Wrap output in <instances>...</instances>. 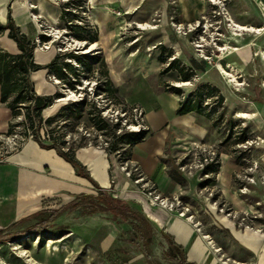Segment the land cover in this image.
<instances>
[{"label":"rangeland","instance_id":"obj_1","mask_svg":"<svg viewBox=\"0 0 264 264\" xmlns=\"http://www.w3.org/2000/svg\"><path fill=\"white\" fill-rule=\"evenodd\" d=\"M67 1L76 3L67 5L69 14L61 20L58 16L61 5ZM142 1L5 0L1 13H10L17 8L26 16L22 19V27L31 37L38 41L39 35L48 38L36 43L34 50L41 65L60 51L83 53L81 42L64 26L66 21L80 22L82 16L97 28V44L86 53L99 52L104 57L109 76L117 85L119 100L114 101L111 96L102 94L93 95L96 78L100 76L95 70L88 78H81V84L77 85L79 90L74 92L61 87L58 80L42 68L31 78L37 92L63 93L60 97L63 99H55L43 110L45 117L56 112L61 105L80 99L86 92L87 100L103 107V117L111 123L121 117L122 129L130 131L136 126L132 111L138 106L136 99L150 104L147 122L151 126L158 109L167 117L173 114L174 102L167 94L169 92L163 93L167 85L182 89L183 95H178V100L197 87H216L223 96L222 106L213 105V98L205 97L203 105H208L204 111L209 116L194 112L183 117L182 125L187 128L175 126L166 138L165 160L170 171L184 173L188 179L196 180L199 196L195 201L188 200L184 192L176 195L179 206L170 212L177 214L183 206L187 207L183 215L186 216L189 210L197 209L199 220L209 227L218 223L223 235H230L229 229H236L244 235L252 232L264 235V0H205V11L192 21L180 18L178 0H165L164 10L157 8L146 16ZM74 14L78 16H72ZM139 22H147L155 28L141 29ZM188 23L193 28L188 27ZM234 24L255 31L236 30ZM163 34H166L165 39ZM163 41L174 43L176 53L166 46L165 50L161 49ZM168 50L172 54L169 58ZM174 54L180 64L192 71L189 80L182 81L176 70L162 73L166 63L159 61L158 56L169 61ZM218 64L232 77L222 73ZM179 82L186 84L177 85ZM12 121L18 125L11 134H6L7 128L0 130V162L8 153L21 147L25 142L23 138H31V131L23 127L22 115ZM83 123L88 125L86 121ZM83 123L74 131L69 127L64 130L67 145L77 143L81 135L92 139L96 135L95 144L89 140L82 147H94L110 155L141 193V184L151 190L150 184H145L144 180L135 182L142 177L136 166L121 161L131 146L125 145L120 153L108 152L105 147L109 138L96 134L93 128L85 127ZM141 125L146 129L144 120ZM212 156L214 160L210 163L215 165L216 171L205 174L206 165L201 167V162L203 157ZM220 169L225 175L216 182V173ZM208 178L212 181L206 183ZM218 184L229 185L228 188L250 208L240 211L233 207L222 197ZM168 197L172 199L173 195ZM60 203L53 197L41 198L37 203L40 209L32 215L1 224L0 264L147 263L132 240L135 234L129 224L106 214H94L92 220L91 216L80 211L64 212L56 219H50L51 210L58 208ZM206 209L211 210V216L204 212ZM114 230L119 232L117 237L108 235ZM166 244L165 237L154 235L149 245L153 261L168 264L163 256ZM133 253H136L135 257Z\"/></svg>","mask_w":264,"mask_h":264},{"label":"crops","instance_id":"obj_2","mask_svg":"<svg viewBox=\"0 0 264 264\" xmlns=\"http://www.w3.org/2000/svg\"><path fill=\"white\" fill-rule=\"evenodd\" d=\"M3 1L5 0L0 1V21L5 23L10 14L20 30L29 35L22 27V19L26 16L21 15L17 8L2 15L1 7L5 4ZM143 2L145 16L154 9L164 10L166 7L165 0H144ZM178 5L180 18L183 21L195 20L206 9L205 0H178ZM6 34L7 31L0 36V47L10 53L18 52L16 43ZM165 38L166 34H163V39ZM162 45L173 49L175 53L177 51L172 42L167 41L166 44L163 41ZM174 57H177V54H174L172 58ZM34 59L36 63L42 64L37 60L35 51ZM35 91L37 92L36 89ZM167 94L174 102L173 114L167 117L158 109L156 114L153 112L151 126L147 122V115L151 109L147 107L150 104L142 99H136V105L142 109L148 133L144 140L131 146L128 162L136 166L143 178L161 195H178L184 192L188 200L196 201L198 196L196 180L188 179L184 173L180 175L171 172L165 160L168 145L166 138L170 129L175 126L187 128V125H182L181 120L194 112L176 115L175 111L180 101L178 95L170 92ZM10 117L9 110L0 103V130L8 127ZM75 156L100 188L110 191L114 197L120 198L139 210L153 227L155 235L167 234L181 246L187 261L195 264H264V235L253 232L244 235L236 229H229L230 235H223L218 223L215 224L212 220L215 226L209 227L199 220L197 209L189 210L186 216H180L151 205L134 185L133 180L116 165L110 155L94 147L86 146L78 148ZM224 175L223 169H220L216 173L215 181L220 182L219 178ZM183 182L186 183L185 186ZM218 186L222 197L226 198L233 207H237L240 211L250 208L243 203L236 192L228 188L229 185L218 184ZM95 193L94 185L87 178L78 175L72 165L59 156L54 149L42 148L32 138H27L20 148L8 153L0 162V227L3 223L19 221L32 215L40 209L37 203L41 198L58 199L61 201L60 207L68 203L74 195ZM204 212L211 216V210L206 209ZM90 216L92 219L93 215ZM108 235L117 237L119 232L114 230ZM133 255L135 257L136 253Z\"/></svg>","mask_w":264,"mask_h":264},{"label":"trees","instance_id":"obj_3","mask_svg":"<svg viewBox=\"0 0 264 264\" xmlns=\"http://www.w3.org/2000/svg\"><path fill=\"white\" fill-rule=\"evenodd\" d=\"M71 3H76V1H67L61 5L59 15L61 20H65L66 15L69 14L67 5ZM72 16L78 15L74 14ZM64 26L76 40L84 42L83 47H88L98 41L97 28L90 25L82 16H80V22L66 21ZM5 31H7V37L16 43L18 49V52L10 53L0 47V103L9 110L11 116L6 134H11L18 125V122L12 120L22 115L24 119L23 127L25 130L31 131V138L40 147L54 149L59 156L72 165L78 175L87 178L96 188L95 194L74 195L68 203L52 209L50 219H56L64 212L74 211H80V213L87 216L94 214L111 215L119 222L131 226V230L135 234L132 240L136 242L137 248L142 251L148 264H162L150 258L149 245L155 232L146 217L129 203L114 197L110 191L100 188L90 177L85 166L77 160L75 156L77 148L86 145L89 140H92V144H95L94 138H96V135L93 139L81 135L79 141L71 145H67L64 138V130L67 127L74 131L79 124L86 121L88 125L83 123V126L91 127L97 132L96 134H102L109 138L108 141L105 140L107 142L105 150L120 153L121 150L125 149V145L133 146L144 140L148 130H123L120 125L121 117L120 119L117 118L114 123L109 122L101 115L103 107L97 106L95 101L87 100L86 92L80 99L61 105L56 112L45 117L43 116V110L50 106L55 99L62 97L63 93L56 91L53 94H38L31 79L33 72L46 68L48 73L58 80L61 87L78 92L77 85L81 84V78H88L95 70L100 76L96 78L93 95L111 96L114 101H117L119 100L118 88L109 76L104 57L99 52L88 54L74 52L73 50L60 51L48 63L41 65L36 63L34 59L35 38L23 33L14 23L10 14H8L5 23L0 21V36ZM38 38L41 42L48 39L45 35H39ZM160 48L165 50L162 44ZM168 53L170 54L171 50H168ZM171 56L172 54L168 55L167 58ZM167 58H163L161 55L158 56L159 61L166 63L162 73L176 70L182 81L191 78L192 71L180 64L178 58L174 57L169 61H167ZM164 90L176 95H183L182 89L177 86L167 85ZM205 97H212L214 100L213 105L222 106L223 96L218 89L211 85H205L200 88L197 87L179 101L175 111L176 115L195 112L209 116V113L204 111V108L208 105H203ZM125 155L124 160L121 161L127 162L129 161V150L126 151ZM215 171L216 167L211 163L204 167L203 172L207 174ZM211 181L208 178L205 182L209 183ZM162 236L166 238L167 244L163 256L168 264H195L186 260L182 247L177 245L169 235L162 234Z\"/></svg>","mask_w":264,"mask_h":264},{"label":"built area","instance_id":"obj_4","mask_svg":"<svg viewBox=\"0 0 264 264\" xmlns=\"http://www.w3.org/2000/svg\"><path fill=\"white\" fill-rule=\"evenodd\" d=\"M187 26L193 28L191 23H188ZM35 41H36V43L39 42L38 40H35ZM132 111H133V117H134L133 124H135L136 126L131 127V130L137 131V130H140V129H144V126L141 125V122L143 121V112H142L141 107L134 106L132 108ZM124 124H125V122H124ZM25 139L26 138H23L24 141H25ZM213 160H214L213 156L212 157H203V160L201 162V167H204L205 165L211 164L210 162H213ZM138 180H144L145 184H150L148 181H146L143 178V176L140 177L139 179L135 180V182L137 183ZM140 186L143 189L142 193L144 194V196L146 197L147 201L151 205L164 208V209H166L168 211H171V210H173L175 208H178V206H179V198L176 195H173L172 199H169L168 196H163L159 192H157L152 184H150V189L151 190H146L144 188L143 184H141ZM186 210H187V207H183L182 206L181 210H179V212H177V214L180 215V216H183L185 214Z\"/></svg>","mask_w":264,"mask_h":264},{"label":"bare ground","instance_id":"obj_5","mask_svg":"<svg viewBox=\"0 0 264 264\" xmlns=\"http://www.w3.org/2000/svg\"><path fill=\"white\" fill-rule=\"evenodd\" d=\"M139 26H140V28L141 29H148V28H155V26H153V25H151V24H149V23H147V22H145V23H140V24H138ZM234 26L237 28L236 30H240V31H255L253 28H251V27H246V26H242V25H238V24H234ZM83 42H81V44H82ZM95 46H96V44L95 43H93V44H91L90 46H88V48L90 47V49H91V51H92V49H94L95 48ZM84 51H87V49L86 50H84ZM217 67L219 68V70H221V72L222 73H224L225 75H228V76H231V75H229V73L228 72H226V71H224L223 70V68H221V66L218 64L217 65ZM232 77V76H231ZM177 85H184V84H186V83H181V82H179V83H176ZM58 100H61V99H58ZM240 116H245V114H241ZM189 219V218H188ZM191 220V219H190ZM189 220V221H190ZM206 237V236H205Z\"/></svg>","mask_w":264,"mask_h":264},{"label":"water","instance_id":"obj_6","mask_svg":"<svg viewBox=\"0 0 264 264\" xmlns=\"http://www.w3.org/2000/svg\"><path fill=\"white\" fill-rule=\"evenodd\" d=\"M84 45V42L81 44V46H83ZM87 49V51H84V50H86ZM89 51H91V49H90V47L88 48V47H83V49H82V52L83 53H86V52H89ZM68 98V97H67ZM60 99H63V98H60Z\"/></svg>","mask_w":264,"mask_h":264}]
</instances>
